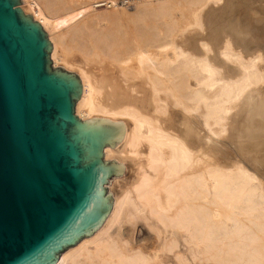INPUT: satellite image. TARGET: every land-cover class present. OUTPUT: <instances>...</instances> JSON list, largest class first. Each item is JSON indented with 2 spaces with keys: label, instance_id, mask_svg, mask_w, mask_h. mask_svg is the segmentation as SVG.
<instances>
[{
  "label": "bare ground",
  "instance_id": "6f19581e",
  "mask_svg": "<svg viewBox=\"0 0 264 264\" xmlns=\"http://www.w3.org/2000/svg\"><path fill=\"white\" fill-rule=\"evenodd\" d=\"M22 2L49 35L54 67L81 80L78 118L125 126L104 161L123 164L129 180L109 179L108 217L57 264H264L260 9L219 28L240 0H140L135 27L100 33L90 14H107L95 10L107 0ZM140 224L151 249L137 242Z\"/></svg>",
  "mask_w": 264,
  "mask_h": 264
},
{
  "label": "water",
  "instance_id": "95a60500",
  "mask_svg": "<svg viewBox=\"0 0 264 264\" xmlns=\"http://www.w3.org/2000/svg\"><path fill=\"white\" fill-rule=\"evenodd\" d=\"M0 0V264H57L103 225L106 184L124 165L104 161L122 122L80 120L78 75L53 68L40 23Z\"/></svg>",
  "mask_w": 264,
  "mask_h": 264
},
{
  "label": "rangeland",
  "instance_id": "374dc122",
  "mask_svg": "<svg viewBox=\"0 0 264 264\" xmlns=\"http://www.w3.org/2000/svg\"><path fill=\"white\" fill-rule=\"evenodd\" d=\"M99 1H101V0H99ZM110 1L111 0H107V2L108 3H110ZM117 1V0H116ZM128 1V2H127ZM131 1H133V2H135V1H137V2H135V3H137L138 4V6H137V4H134L133 2H131ZM118 0V4H117V9L119 8V10L122 8V10H120L119 12H118V10L116 9V10H113V9H110L109 7H107V8H96L95 10H96V12L97 13H100V11H102V12H104V10L106 9V12H107V14H109L108 13V11L107 10H113V11H116V14H117V19H115V17L114 16H112L113 15V11H112V15H110V18L111 17H113V19L111 18H109V16L106 14V13H103V15L101 16L100 14H98L99 16H101L102 17V19H105V15H107L106 16V18H108V20L107 19H105V20H102V19H100L99 17V20L97 19V17H95V16H98L96 13H92V14H90V15H92V16H94V17H90V15H89V17L90 18H93V20L92 19H89V17H88V21L90 22V21H93V24H94V22H95V24H96V26H95V24L94 25H92V24H90V25H92V27H93V29L96 27V29H97V31L98 32H100L101 30H103L102 32H100V33H110V32H114V30L115 31H117L118 30V28H119V26H120V29H126V27L127 28H133V27H135V25H136V23L138 22V14H137V11L139 10V8H137V7H139L140 6V0ZM242 1V2H241ZM106 2V3H107ZM243 3V4H242ZM132 4H134V5H132ZM246 4V5H245ZM254 4V5H253ZM23 5V4H22ZM22 5H20L21 6V8H22ZM95 6H97V5H95ZM109 6H111V5H109ZM135 6V7H134ZM239 6H240V8H239ZM243 7V8H242ZM246 8V10H243V9H245ZM247 7L250 9V11H248L249 9H247ZM253 8H258V9H260V14H262V15H264L263 13H264V0L262 1V0H240V3H239V5H238V7H235V8H233L231 11H229V13L227 12L225 15H224V17L223 18H217L216 20H215V22H214V24H215V26H218L219 28H224V27H226V26H228V25H231L232 23H233V21L234 22H236V17L235 16H239V15H241V16H245V17H247V16H249L250 14L249 13H251V10H253ZM135 10H137V11H135ZM121 11H124L123 13H125V16L124 15H122L123 13H121ZM127 11V12H126ZM247 13L248 12V15L246 14V15H244L245 13ZM101 12V13H102ZM135 12V13H134ZM231 12V13H230ZM239 12H241V14L239 13ZM111 13V12H110ZM115 13V12H114ZM129 13V14H128ZM133 13L134 14H137V15H133ZM242 13H243V15H242ZM94 14V15H93ZM105 14V15H104ZM118 14H119V16H118ZM237 14V15H236ZM115 15V14H114ZM122 15V17H123V19H122V17H120ZM131 17L132 19H130L129 17ZM133 16V17H132ZM104 17V18H103ZM134 17H137V18H135L134 19ZM120 18H121V20H120ZM111 21H110V20ZM115 19V20H114ZM178 19L180 20L181 19V14L178 12ZM96 20V21H95ZM131 20V21H130ZM133 20V21H132ZM259 20V21H258ZM110 21V22H109ZM113 21V22H112ZM117 21H119V24L118 23H116ZM135 21V22H134ZM254 21H256L257 22V24H259V25H262V27H264V16L263 17H261V15L258 17V18H254ZM133 22V23H132ZM91 23V22H90ZM110 23V24H109ZM113 23H114V25H113ZM135 23V24H134ZM120 24H122L124 27L123 28H121L122 26L120 25ZM128 26H127V25ZM117 25V26H116ZM134 25V26H133ZM95 26V27H94ZM133 26V27H132ZM117 28V29H116ZM96 29H95V31H96ZM101 29V30H100ZM106 29V30H105ZM107 29H108V31L109 32H107ZM100 30V31H99ZM45 31V30H44ZM106 31V32H105ZM46 32V31H45ZM47 33V32H46ZM47 35H48V33H47ZM48 38H49V35H48ZM50 40V39H49ZM51 42V41H50ZM52 43V42H51ZM51 60H52V58H51ZM53 67H54V64H53ZM55 68V67H54ZM59 68V67H58ZM76 116L78 117V115H77V112H76ZM203 134V133H202ZM130 175H131V171H126L124 174H123V176H121L123 179H127V180H129V177H130ZM153 235H152V233L150 232V230L145 226V225H143V224H140V225H138V230H137V242L139 243V244H144L145 246H146V248H148V249H151L152 247H153V244H154V241H153ZM152 239V240H151ZM147 241V242H146ZM141 242V243H140ZM181 253H183L188 259H191L192 257V255H193V252L192 251H185V249L184 248H182L181 249ZM205 264H208V263H205Z\"/></svg>",
  "mask_w": 264,
  "mask_h": 264
},
{
  "label": "built area",
  "instance_id": "2783aa9c",
  "mask_svg": "<svg viewBox=\"0 0 264 264\" xmlns=\"http://www.w3.org/2000/svg\"><path fill=\"white\" fill-rule=\"evenodd\" d=\"M109 5L106 2L98 3L97 8H107Z\"/></svg>",
  "mask_w": 264,
  "mask_h": 264
}]
</instances>
